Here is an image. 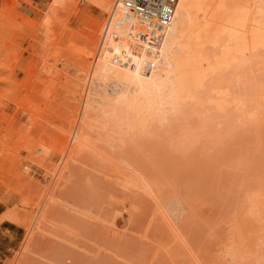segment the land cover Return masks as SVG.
<instances>
[{"label":"rangeland","instance_id":"374dc122","mask_svg":"<svg viewBox=\"0 0 264 264\" xmlns=\"http://www.w3.org/2000/svg\"><path fill=\"white\" fill-rule=\"evenodd\" d=\"M50 1L39 0L37 8L21 4L29 8L27 14L31 19L41 21ZM94 1L93 6L85 0L75 1L77 8L73 12L68 9L72 6L70 2L66 9L68 12L58 14V19L65 18L67 14L70 16L63 38L70 33L73 42L68 38L64 42L62 38V47L50 44L54 35L44 34L45 31L39 29L42 40H38L40 35L36 40L26 36L23 48L27 49L23 56L28 57L32 53L28 46L35 43L36 47L39 46L36 50L39 57L35 55L37 60L44 53L42 47L52 52L55 48L71 44L78 49L77 53L87 51L90 42L88 39L86 42L85 37L93 36L95 20L102 18L101 7L96 6V2L102 0ZM16 9L23 11L22 7ZM70 31H73V36ZM37 40L41 43L38 44ZM45 42H48L47 47L50 45L48 48ZM62 66H69L67 75L78 77L79 72L72 68L71 60L69 64L58 62L55 69H62ZM52 74L48 73L44 78L51 79ZM35 80L39 82L40 78ZM46 87L47 99H62V95L49 91V85ZM12 112L11 109L8 114ZM19 114L17 117L22 126L41 132L35 135L30 130L35 138L45 133L43 130L51 131L48 129L51 125L53 128L57 126L56 118L49 117L51 123L56 121V126L47 125L48 120L43 122L48 128L42 126V129L39 121L37 126L42 131L35 124L32 129V124L25 126L27 116ZM90 115L93 126L87 128V143L90 145L85 150L88 151L79 152L77 161L69 164L55 192L57 202L49 206H44L43 202L41 209L38 206L41 195L28 179L31 175L34 183L36 180L42 184L43 174L52 167L44 162L52 146L49 137L40 145L31 143L32 151L29 153L18 149L21 142L18 133L3 142L6 146L2 147L6 150L3 153L1 148L0 152V165L3 164L4 168L0 171V210L13 214L20 224L0 221L5 222L2 227L9 230L0 228V264H12L16 256L24 264H264V122L258 120L253 126L248 125L249 128L237 126L238 130L234 128V131L231 128L232 133L219 129L218 139L216 134H211L213 129L218 130L217 127L209 128L211 131H199L197 119L193 118L195 121L192 122L190 118L182 120L184 117L181 115H170L154 124L151 134H139L142 136L139 138L134 134L137 137L131 139L133 135L117 137L112 133L113 128L109 122H104L107 118L100 108L92 110ZM185 121L187 125H184ZM188 122L191 125L197 122V133L190 127L195 135L201 134L192 139V144L190 141L188 146H179L176 140L182 136V126L185 129L189 127ZM19 124H16L17 128ZM106 127L112 136L115 135L114 138L108 136L111 139H105ZM207 131L217 139L208 137ZM202 132L207 134L202 135ZM120 137L127 138V141L113 140ZM30 157L36 159L35 162L30 161ZM39 160L47 166L46 169L35 164ZM127 163L133 164L135 169ZM136 169L139 170L136 172ZM142 176L146 178L144 182ZM163 201L169 206L161 203ZM166 207H170L169 210ZM45 208L46 222L41 225L43 232H37L36 225H33L34 230H31L33 232L27 241L26 247L31 252L23 251L16 255L31 226V217L38 209L40 213ZM159 208L165 211H162L164 215Z\"/></svg>","mask_w":264,"mask_h":264},{"label":"bare ground","instance_id":"6f19581e","mask_svg":"<svg viewBox=\"0 0 264 264\" xmlns=\"http://www.w3.org/2000/svg\"><path fill=\"white\" fill-rule=\"evenodd\" d=\"M75 1H50L41 21H36L27 14L29 8L23 7L21 3L37 8L39 0H0V129H4L0 130V152L6 146L3 142L15 133L21 137L18 149L28 153L32 151L29 147L31 143L40 145L49 137L52 146L49 154L44 157V162L52 167L46 169L47 166L39 160L35 164L46 169L41 179L43 183L38 184L36 180L34 183L31 175L28 179L30 185L33 184L41 195L38 203L40 209L43 202L44 206L57 202L55 192L64 179L69 164L76 162L77 154L89 147L87 128L93 126L90 113L94 109L100 108L104 113L107 118H104L107 120L104 122H109L108 125L113 128L112 133L116 136L133 135L131 139L142 137L146 132L147 135L151 134V127L170 115H181L184 117L182 120L190 118L192 122L197 119L199 129L197 122L195 125L193 123L194 127L189 124L190 120H187L189 127L186 126L185 129L182 126V136L179 135V140L176 141L183 147L188 146L190 141L192 144V139L201 134L200 130L211 131L212 127H217L218 130L215 131L218 133L213 129L215 133L211 131V134L218 137L219 129L225 132L232 128L234 131L237 126L240 129V126L245 128V125L249 128L258 120L264 122L261 120L264 118V0H176L170 23L161 29L155 28V18H145L129 11L124 0L97 1L96 6L101 7L102 18L95 20L93 36L85 37V41L90 42L87 51L77 53L78 49L68 43L61 49L55 48L52 52L47 50L48 53L41 45L44 53L37 60L35 55L39 46L36 47L35 43L28 46L32 53L24 57L22 53L27 47L23 48V41L26 36L36 40L37 35L45 31L44 34L49 32L54 35L50 44H62L63 33L68 27L66 21L70 16L67 14L65 18L58 19V14L67 11L70 2L72 6L68 8L69 11L76 10ZM85 1L92 6L95 4L94 0ZM17 7H22L23 11H18ZM70 32L73 36V31ZM67 36V40H73L70 33V37ZM66 38L62 41L65 42ZM40 39L42 40L41 35L38 40ZM47 44L45 42L46 47ZM71 48L74 50L70 51ZM70 60L72 68L79 72L77 78L70 73L67 75L69 66L55 69L58 62L69 64ZM48 73H53V78H44ZM37 78H40L39 82L35 80ZM46 85L50 86L49 91L62 95V99L48 100V96L45 97L48 92ZM11 109L13 112L10 115L8 111ZM18 113L19 116H27L25 121L28 123L25 126L32 124V129L33 124L37 128L44 127L43 122H47L49 117L56 118L62 124L58 126L59 123H51L50 119V124H46L56 122L58 127L54 124L55 128L52 125L48 128L45 124L44 128L51 131H43L47 134L50 132L51 135L42 133L35 138L31 132L34 130L21 125ZM187 121L184 125H187ZM16 124H19L18 128ZM190 125L195 133L196 129L199 133L195 135ZM106 128L105 139L114 138L115 135L108 132L109 127ZM207 132H202V135ZM38 133L41 132L35 135ZM211 134L209 132L207 136L211 137ZM216 137L214 138L217 139ZM117 139L127 141L124 137L123 141L121 137L113 140ZM4 150L6 148L3 153ZM55 159L56 163L53 162ZM35 160L30 159L32 162ZM127 164L133 166L131 163ZM133 168L135 169L134 166ZM3 169L2 164L0 171ZM137 170L139 169L135 171ZM165 205L169 206L167 203ZM166 208L169 210L170 207ZM40 209L31 217V226L16 255L23 251L31 252L26 245L33 232L31 230H34L33 225H36L37 232L42 231L41 225L46 222V208L39 213ZM3 220L20 224L18 218L10 212L0 214V221ZM17 258L18 256L14 258L12 264H24Z\"/></svg>","mask_w":264,"mask_h":264},{"label":"built area","instance_id":"2783aa9c","mask_svg":"<svg viewBox=\"0 0 264 264\" xmlns=\"http://www.w3.org/2000/svg\"><path fill=\"white\" fill-rule=\"evenodd\" d=\"M131 12L145 18H155V28L161 29L172 19L176 0H124Z\"/></svg>","mask_w":264,"mask_h":264},{"label":"crops","instance_id":"0c3cea01","mask_svg":"<svg viewBox=\"0 0 264 264\" xmlns=\"http://www.w3.org/2000/svg\"><path fill=\"white\" fill-rule=\"evenodd\" d=\"M3 211L2 210H0V214L2 213ZM5 224V222H1L0 223V228L1 229H5V230H8V228L7 227H2L3 225ZM9 231V230H8ZM2 232V231H1ZM1 246V245H0ZM4 249H5V246H4ZM0 253H2V250H0Z\"/></svg>","mask_w":264,"mask_h":264}]
</instances>
